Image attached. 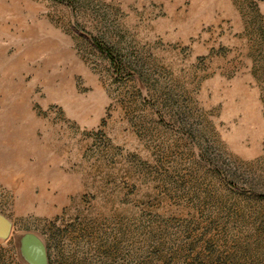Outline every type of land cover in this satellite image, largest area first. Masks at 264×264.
Here are the masks:
<instances>
[{
  "label": "rangeland",
  "instance_id": "374dc122",
  "mask_svg": "<svg viewBox=\"0 0 264 264\" xmlns=\"http://www.w3.org/2000/svg\"><path fill=\"white\" fill-rule=\"evenodd\" d=\"M0 212L50 264H264V0H0Z\"/></svg>",
  "mask_w": 264,
  "mask_h": 264
},
{
  "label": "water",
  "instance_id": "95a60500",
  "mask_svg": "<svg viewBox=\"0 0 264 264\" xmlns=\"http://www.w3.org/2000/svg\"><path fill=\"white\" fill-rule=\"evenodd\" d=\"M9 238L20 264H50L43 236L35 230H13L12 222L0 212V239Z\"/></svg>",
  "mask_w": 264,
  "mask_h": 264
}]
</instances>
